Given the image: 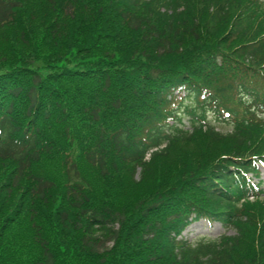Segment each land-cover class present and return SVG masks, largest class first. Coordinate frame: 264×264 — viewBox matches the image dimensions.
Returning a JSON list of instances; mask_svg holds the SVG:
<instances>
[{"label":"trees","instance_id":"1","mask_svg":"<svg viewBox=\"0 0 264 264\" xmlns=\"http://www.w3.org/2000/svg\"><path fill=\"white\" fill-rule=\"evenodd\" d=\"M0 41V264H264V3L0 0Z\"/></svg>","mask_w":264,"mask_h":264},{"label":"rangeland","instance_id":"2","mask_svg":"<svg viewBox=\"0 0 264 264\" xmlns=\"http://www.w3.org/2000/svg\"><path fill=\"white\" fill-rule=\"evenodd\" d=\"M8 38H10V36H8ZM4 40H5V43H7L6 37L4 38ZM5 43L0 41V49L4 50V48H6L7 44ZM1 47H4V48H1ZM217 126L223 132L229 131L227 125H222V124L217 123ZM140 180L139 181L137 180L139 182L138 186L131 188V194H134L135 192L138 191V194H136L138 196L139 192L143 191L145 188H148L147 181L149 180V178L146 180H142V181ZM257 181L260 182L263 193H264V168H261L260 178ZM222 234L234 235L235 232L227 231V229L224 226H222L220 223H214L213 225L209 226L205 222L200 221L198 223L193 224L190 228H188L186 232L183 234V236L189 241L196 242L206 236L216 238Z\"/></svg>","mask_w":264,"mask_h":264}]
</instances>
